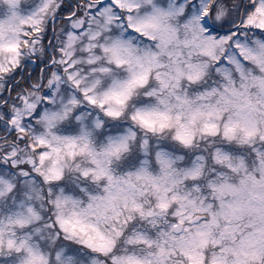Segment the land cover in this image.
<instances>
[{"label": "snow or ice", "instance_id": "obj_1", "mask_svg": "<svg viewBox=\"0 0 264 264\" xmlns=\"http://www.w3.org/2000/svg\"><path fill=\"white\" fill-rule=\"evenodd\" d=\"M0 264H264V0H0Z\"/></svg>", "mask_w": 264, "mask_h": 264}]
</instances>
